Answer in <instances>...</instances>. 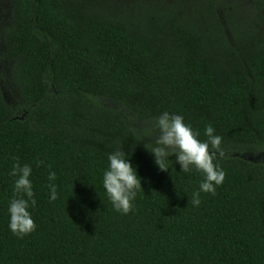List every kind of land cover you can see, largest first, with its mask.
<instances>
[{
  "label": "trees",
  "instance_id": "obj_1",
  "mask_svg": "<svg viewBox=\"0 0 264 264\" xmlns=\"http://www.w3.org/2000/svg\"><path fill=\"white\" fill-rule=\"evenodd\" d=\"M7 1L0 264H264V0ZM165 111L202 142L207 125L222 137L226 178L198 207L203 174L175 156L161 171L145 147ZM116 151L143 189L127 215L103 187ZM16 162L32 168L36 200L23 238L9 228Z\"/></svg>",
  "mask_w": 264,
  "mask_h": 264
},
{
  "label": "clouds",
  "instance_id": "obj_2",
  "mask_svg": "<svg viewBox=\"0 0 264 264\" xmlns=\"http://www.w3.org/2000/svg\"><path fill=\"white\" fill-rule=\"evenodd\" d=\"M211 125L205 128L206 141L199 139L200 133L185 124L184 117L179 114H170L165 111L154 122V130L147 137L151 138L150 153L154 162L161 171H168L169 157L175 156V160L181 166V171L189 173L195 169L203 174L204 179L199 185V190L193 192L191 203L198 207L201 203L200 194H216L217 187L221 186L226 178L225 171L214 159L217 153L222 154V137L214 134ZM125 152L116 151L108 156L109 167L103 175V187L107 192L114 209L121 214L127 215L134 210L133 201L137 193L142 189L141 178L128 159ZM18 161V158H17ZM43 161L37 160V165ZM17 177L14 183V198L9 201L10 222L9 228L12 233L20 238L36 231V224L29 212L30 206L36 205L33 184L30 180L32 168L28 164L23 166L16 162L9 173ZM49 181L56 179V173L49 172ZM50 199H58L57 186L54 183L48 185ZM27 197V198H25Z\"/></svg>",
  "mask_w": 264,
  "mask_h": 264
},
{
  "label": "rangeland",
  "instance_id": "obj_3",
  "mask_svg": "<svg viewBox=\"0 0 264 264\" xmlns=\"http://www.w3.org/2000/svg\"><path fill=\"white\" fill-rule=\"evenodd\" d=\"M237 2L241 3V6H248L250 5L252 0H236ZM7 11H8V1L7 0H0V29L5 25V21L8 18L7 16ZM0 70L3 71L5 70V66H0ZM1 88L3 91L4 98L6 99L7 102H13L15 99L14 93L11 91L9 85L4 81L1 80L0 82Z\"/></svg>",
  "mask_w": 264,
  "mask_h": 264
},
{
  "label": "water",
  "instance_id": "obj_4",
  "mask_svg": "<svg viewBox=\"0 0 264 264\" xmlns=\"http://www.w3.org/2000/svg\"><path fill=\"white\" fill-rule=\"evenodd\" d=\"M234 157H238V158H241V159H244V160H250V161H252V162H254V163L257 162L256 158L253 157V156L250 155V154H242V155H238V154H236V155H234Z\"/></svg>",
  "mask_w": 264,
  "mask_h": 264
}]
</instances>
